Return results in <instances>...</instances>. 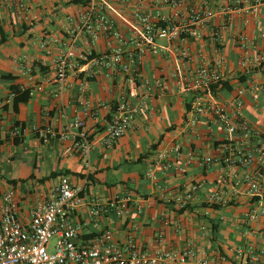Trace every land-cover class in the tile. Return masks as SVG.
Listing matches in <instances>:
<instances>
[{
	"label": "crops",
	"instance_id": "1",
	"mask_svg": "<svg viewBox=\"0 0 264 264\" xmlns=\"http://www.w3.org/2000/svg\"><path fill=\"white\" fill-rule=\"evenodd\" d=\"M107 1L105 13L114 29L130 40L122 46L124 58L139 40L141 25L134 17L136 8L171 14L182 29L177 38L156 39L163 50L152 53L145 49L139 55L138 75L134 79L95 62L118 41L103 32L91 37L77 29L85 4L71 0H0V195L13 190L20 218L27 220L61 173L69 171L67 177L82 187L80 196L84 199L72 215L73 221L81 224L79 243L109 229L119 245L131 238L149 250L191 247L195 251L191 264H202V260L221 264L219 253L226 255L230 264H238L236 250L251 244L264 264V215L254 220L245 216L250 208L264 203V160L259 159L257 152L264 133V67L251 63L241 68L236 63L240 35L251 39L255 49L264 43L258 34L264 31V4L256 7L257 13L248 24L242 25L244 14L229 9V0H182L181 6L163 0ZM192 8L200 13V19L194 20ZM207 10L212 12L210 17L205 16ZM222 23L227 24V30L221 28ZM215 31L220 35L219 41L213 39ZM69 42H73L75 53L86 54V59L78 62L80 67L75 68L74 74L68 72L62 88L52 81L42 82L53 73L56 55ZM179 49L188 51L190 57L186 61L177 56ZM198 49L205 62L221 58L230 90L217 88L213 95L218 102L230 100L235 88L246 87L241 111L252 131L261 137L253 132L244 136L239 130L226 136L219 124H212L205 116L198 117L195 127L184 131L191 117V95L175 90L174 74L201 63ZM159 79L163 80V93L152 85ZM146 83L152 85L151 89ZM14 85L20 91H29L28 100L19 103L15 110L10 90ZM252 85L262 87L251 90ZM122 96L131 103L144 97L146 109L106 147L101 139L103 131ZM75 116L83 120V129L91 141L86 156L74 145V128L68 129ZM13 126L21 130L18 135L11 134ZM37 130L46 133L47 139L39 137ZM61 132L65 137L59 136ZM14 138L17 142H13ZM176 141L181 145L180 155H168L165 173L157 182L151 181L145 176L146 169L158 151ZM226 145L252 153L251 165L227 166L221 161L228 152ZM188 151L191 158L183 164ZM206 157L211 160L205 162ZM248 170L260 172L261 188L257 193L250 192L243 181ZM52 173L57 174L45 179ZM191 184H196L197 189L189 208L179 212L172 198ZM211 193H217L221 201H210ZM127 194L131 198L122 216L90 217L92 201ZM137 207H141L140 213ZM211 222L218 225L213 243ZM158 232L162 234L161 242L156 241Z\"/></svg>",
	"mask_w": 264,
	"mask_h": 264
},
{
	"label": "built area",
	"instance_id": "2",
	"mask_svg": "<svg viewBox=\"0 0 264 264\" xmlns=\"http://www.w3.org/2000/svg\"><path fill=\"white\" fill-rule=\"evenodd\" d=\"M128 2L129 0H120ZM171 3L172 6H181L182 0H163ZM264 4V0H229V9L241 11L244 16L242 25L250 21V17L257 13L256 7ZM23 5H20V8ZM108 8L107 0H87L84 9L79 13L77 29L85 32L91 37L103 32L109 34L118 41V45L113 47L108 53L100 55L96 63L104 65L113 71H121L134 79L138 75L139 55L148 49L152 53H157L163 48L158 47L156 39L177 38L182 29L174 22L171 14L155 11L154 13L145 12L139 8L134 11V17L141 25L140 32L137 33L139 40H136L135 49L126 58L123 56L122 46L130 42L119 35L114 29L113 21L106 15L105 9ZM194 20L201 18L200 13L195 9H190ZM212 12L205 11V16L210 17ZM221 28L227 30V24L222 23ZM259 36L264 39V31H260ZM199 37V34H196ZM219 33H213V39L219 41ZM251 40V39H250ZM246 35L238 38L239 56L237 66L244 67L253 64L257 67H264V43L258 48H253ZM197 54L202 60L201 63L186 71H177L174 74L175 90L178 93L191 95L190 114L184 131L192 129L197 124L198 117H208L212 124H219L226 136H230L235 131H241L244 136L250 135L253 131L241 111L242 98L245 95L246 87L235 88L234 95L227 102H218L214 97V92L210 87L213 84L224 80L221 58H216L212 62L203 60L202 51L197 50ZM177 56L185 60L190 57L186 49H179ZM86 54H76L73 42L66 44L56 55L53 65V73L42 79V82H54L62 88L68 72L74 74L75 68L80 67L78 62L85 60ZM148 89H157L164 92L163 80L159 79L154 84L146 83ZM262 85L249 89L261 88ZM40 88V85L37 87ZM146 109V99L143 97L137 102L131 103L125 97H120L115 107L109 114L106 122L102 143L110 147L117 138L130 128L132 120ZM74 128L71 132L75 141L74 145L79 149L83 156H86L91 147L88 134L83 129V120L75 116L68 124V129ZM18 126L11 129L12 135L20 133ZM255 136L261 137L258 132ZM252 133V134H253ZM37 134L42 139H47L48 135L40 130ZM260 134V135H259ZM52 135V134H51ZM65 137V133H59ZM228 152L221 157L227 166L248 167L253 161V154L242 152L235 145H226ZM180 142H173L169 147L158 151L155 161L148 166L145 176L153 182H157L169 166L168 155L178 157L180 155ZM259 159L264 160V133L262 144L257 148ZM191 158V151L187 152V157L182 161L188 163ZM210 157L204 159L209 162ZM177 169H181L177 166ZM259 171L248 170L243 176V181L248 185L252 193L260 191L258 179ZM223 182V178L220 177ZM197 189L196 184H191L189 189L177 192L172 200L177 209L189 207V202L193 193ZM82 187L74 184L67 175H60L56 182L50 187L48 196L38 201L29 219L22 220L19 215L18 201L13 190L9 189L0 195V264H191V259L195 251L191 247L180 250H149L140 247L131 238H128L123 245H119L112 237L109 229L102 230L85 243H79L78 238L81 232V224L73 221L72 215L78 206L83 204L84 199L80 196ZM130 195L117 197L104 201H92L90 217L92 219L100 217L102 214H112L115 217L122 216L128 210ZM212 202L221 201L217 193L208 196ZM187 209V208H186ZM185 209V210H186ZM137 212H141V207H137ZM264 215V203H260L250 208L245 216L248 220H254L258 216ZM54 237L52 250L48 251L49 239ZM156 241H162V234H156ZM246 246V245H245ZM239 257L238 264H263L260 253L253 250L251 244L247 247L236 250ZM218 261L221 264H230L226 255L218 254ZM206 264L205 260L201 261Z\"/></svg>",
	"mask_w": 264,
	"mask_h": 264
},
{
	"label": "trees",
	"instance_id": "3",
	"mask_svg": "<svg viewBox=\"0 0 264 264\" xmlns=\"http://www.w3.org/2000/svg\"><path fill=\"white\" fill-rule=\"evenodd\" d=\"M86 1H87V0H71L72 3L81 2L82 4H85ZM1 41H3V35H2V37H1V39H0V42H1ZM1 76L4 77V78H11L10 75H1ZM219 87L224 88V89H227V90H230V86L227 84V82H226L225 80L220 81L219 83L213 84V85L210 87V89H211L212 92H215L216 89L219 88ZM10 90H11V92H12V94H13V98H12V106H13V109L15 110V109H16V106H17L19 103H24V102H26V101L28 100V98H29V91H28V90L20 91L15 85H14V86H10ZM16 124H17V123L15 122V125H16ZM13 142H17V139L14 138V139H13ZM68 173H69V171H64V172H62L61 174L66 175V174H68ZM56 174H57V173H52V174L48 175L47 177H45V179L48 178V177H51V176L54 177ZM204 206H207V205H204ZM209 206H211V207H213V208H217V207H218L217 204H211V205H209ZM186 208H189V207H186ZM186 208L178 209L177 211L182 212V211H184ZM217 226H218V225L215 224V223H213V222H211V224H210L211 242H212V243H213V242L215 241V239H216V237H215V235H216V234H215V231L217 230Z\"/></svg>",
	"mask_w": 264,
	"mask_h": 264
},
{
	"label": "rangeland",
	"instance_id": "4",
	"mask_svg": "<svg viewBox=\"0 0 264 264\" xmlns=\"http://www.w3.org/2000/svg\"><path fill=\"white\" fill-rule=\"evenodd\" d=\"M54 240H55L54 237H51L49 239V243H48V247H47L48 251H51L52 250V245L54 243Z\"/></svg>",
	"mask_w": 264,
	"mask_h": 264
}]
</instances>
